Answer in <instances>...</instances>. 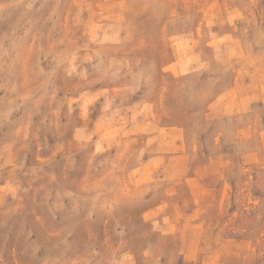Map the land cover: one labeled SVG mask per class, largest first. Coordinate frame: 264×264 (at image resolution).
I'll return each instance as SVG.
<instances>
[{
	"label": "rangeland",
	"instance_id": "rangeland-1",
	"mask_svg": "<svg viewBox=\"0 0 264 264\" xmlns=\"http://www.w3.org/2000/svg\"><path fill=\"white\" fill-rule=\"evenodd\" d=\"M0 264H264V0H0Z\"/></svg>",
	"mask_w": 264,
	"mask_h": 264
}]
</instances>
